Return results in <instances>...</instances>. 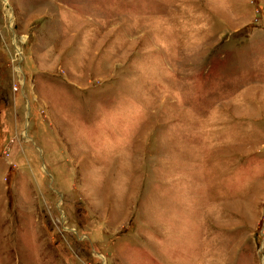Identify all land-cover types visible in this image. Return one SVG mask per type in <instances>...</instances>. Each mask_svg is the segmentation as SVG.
<instances>
[{"label":"rangeland","instance_id":"obj_1","mask_svg":"<svg viewBox=\"0 0 264 264\" xmlns=\"http://www.w3.org/2000/svg\"><path fill=\"white\" fill-rule=\"evenodd\" d=\"M0 264H264V0H0Z\"/></svg>","mask_w":264,"mask_h":264}]
</instances>
